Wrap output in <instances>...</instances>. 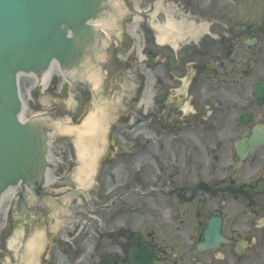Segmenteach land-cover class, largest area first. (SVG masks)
Instances as JSON below:
<instances>
[{"label": "flooded vegetation", "instance_id": "1", "mask_svg": "<svg viewBox=\"0 0 264 264\" xmlns=\"http://www.w3.org/2000/svg\"><path fill=\"white\" fill-rule=\"evenodd\" d=\"M141 4L156 48L43 264H264V0Z\"/></svg>", "mask_w": 264, "mask_h": 264}, {"label": "water", "instance_id": "2", "mask_svg": "<svg viewBox=\"0 0 264 264\" xmlns=\"http://www.w3.org/2000/svg\"><path fill=\"white\" fill-rule=\"evenodd\" d=\"M107 10V0H0V199L19 185L42 193L49 166L52 127L40 119L20 123L17 75L41 74L53 61L66 72L81 70L100 39L90 21ZM19 193L25 202L15 207L24 216L33 203Z\"/></svg>", "mask_w": 264, "mask_h": 264}, {"label": "rangeland", "instance_id": "3", "mask_svg": "<svg viewBox=\"0 0 264 264\" xmlns=\"http://www.w3.org/2000/svg\"><path fill=\"white\" fill-rule=\"evenodd\" d=\"M125 2L128 3L130 9ZM117 5L119 9L123 8L124 11H129L127 12L129 24L128 26H116L113 24L114 21L108 24L112 40L106 43L107 52L109 53L101 71L103 76L101 86L95 88L90 81L77 85L71 80L64 81V78L60 75H54L47 86L42 87L34 80L21 77V97L27 103L31 115L50 117L58 123H68L80 130L83 129L85 119L91 113L98 111V115L102 117L100 115L101 108L105 107L107 112L105 115H110L112 111L110 106L119 108L122 104L129 105L132 103L133 96L129 95L134 94L139 81L137 70L131 63L136 65L141 55L146 54V50L141 52V49L146 47L150 51L154 47H152L151 42H148L147 45L144 41V37H149L151 33H144L138 30L137 27H134V29L129 27L130 22L136 15L141 17L140 8L142 9L144 6L139 0H117ZM134 8H139V12ZM150 22L153 23V21ZM129 32L133 34V37ZM123 37L125 40H122ZM114 40L118 42L117 47L113 43ZM133 44H135V48L129 53V49L132 48ZM130 54H132L131 63H127ZM100 109L101 112H99ZM105 134L106 132H102V135L97 138H88L84 142L86 147L89 150L90 147L91 149L98 146L101 148L99 139L100 137L103 138ZM53 136L54 147L52 151L55 156L63 157L62 160L67 170L65 174L66 186L74 187L78 185V172L84 164L83 161H80L81 157L77 147L78 135L77 133H56ZM63 150L66 151L62 152ZM91 153L93 154L94 151L91 150ZM91 167L89 170H91ZM15 205H20L19 194L11 202L9 212L0 217V264H24L29 259L27 245L37 236L40 238L41 236L45 237L42 251L40 250L36 257L37 264H43L44 257L49 255L48 250L56 247L54 243L68 244V241L65 242L62 239L63 226H59L60 218L48 217V223L44 222V219L41 220L37 217L39 214L30 209L31 204L25 207L26 212L30 210L29 214L32 220L28 223L25 221V216H23V207H15ZM65 205L66 202L64 204L60 202V206L63 207L56 210H64ZM16 238H19L21 244L18 252L10 247V242ZM55 257H58V253H55Z\"/></svg>", "mask_w": 264, "mask_h": 264}, {"label": "bare ground", "instance_id": "4", "mask_svg": "<svg viewBox=\"0 0 264 264\" xmlns=\"http://www.w3.org/2000/svg\"><path fill=\"white\" fill-rule=\"evenodd\" d=\"M120 11V10H118ZM136 21H138V18L136 19ZM171 25V24H170ZM95 26H99L105 34H107V36H109V32L106 31L107 29V23L106 21H100L99 22H95ZM100 70H92L90 72L84 71L83 73H81V78L91 81L93 86L95 88L100 87L101 85V75H100ZM54 75H60L62 76L66 81V76L65 74L60 70L58 63L57 62H53L52 65L50 66V68L43 73V75L39 78L37 77H32L29 78L31 80H34V82L39 83L40 85H47V83H49L50 79L54 76ZM99 108V107H97ZM101 108V107H100ZM102 109V112H101ZM99 110L100 115H102V117H100L98 114V111H95L93 113H91V115H89L84 122L83 125V129H77L74 126L69 125L68 123H57V127H56V133H69V134H73V133H77L78 135V142H77V147H78V151H79V156L81 157L80 160L83 161V168L84 170L80 171V178H79V183L81 185H85L87 186L86 183H88V180H81V176L83 175V177L87 176L84 173L87 172L88 168L90 166H95V161L96 158L98 156V154L96 153H91V150H93L94 152L97 150V148L95 149H88L86 147V144L84 143L88 138V136H95L96 134L101 133L103 130L105 129L108 122L107 120L110 118L107 115H105L106 111H105V107L101 108ZM22 113L20 115V119L24 120L26 119L27 114L29 113L28 110V105L25 101H23V109H22ZM89 144V141H88ZM52 175L50 173H48L47 175V182H51L52 181ZM84 186V187H85ZM18 190L19 188H11L7 191H5L1 197L0 200V217L4 214H7L9 212L10 206H11V202L13 201V199L16 197V195L18 194ZM71 199V196H70ZM71 218L68 217L67 220L69 221ZM42 244H43V237L41 236V238L39 236H37L36 238H33L30 243H28L27 245V249H28V260L24 263V264H37L36 261V257L38 252L41 250L42 248ZM20 240L19 238H16L14 240H12L10 242V247L11 249H15L17 252L18 250L21 248L20 246Z\"/></svg>", "mask_w": 264, "mask_h": 264}]
</instances>
